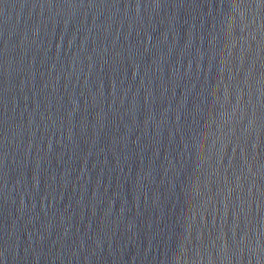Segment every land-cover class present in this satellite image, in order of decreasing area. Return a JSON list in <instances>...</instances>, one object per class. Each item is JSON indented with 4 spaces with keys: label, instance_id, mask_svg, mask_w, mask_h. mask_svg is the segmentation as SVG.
Listing matches in <instances>:
<instances>
[{
    "label": "water",
    "instance_id": "water-1",
    "mask_svg": "<svg viewBox=\"0 0 264 264\" xmlns=\"http://www.w3.org/2000/svg\"><path fill=\"white\" fill-rule=\"evenodd\" d=\"M0 264H264V0H0Z\"/></svg>",
    "mask_w": 264,
    "mask_h": 264
}]
</instances>
